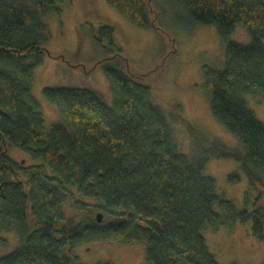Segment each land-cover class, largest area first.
<instances>
[{
  "label": "trees",
  "instance_id": "1",
  "mask_svg": "<svg viewBox=\"0 0 264 264\" xmlns=\"http://www.w3.org/2000/svg\"><path fill=\"white\" fill-rule=\"evenodd\" d=\"M67 1L0 0V232L15 230L21 240L0 264H81L72 248L100 241L143 243L146 264H219L206 245V228L250 221L263 239L264 123L243 94L264 98V0H173L190 25H214L225 43L222 68L201 66L203 84L212 114L243 150L207 142L183 121L179 102L171 100L168 113L154 103L107 25L91 35L104 55L113 104L88 88L46 86L43 94L63 122L43 137L34 70L49 54L44 18ZM105 1L131 25L158 28L149 0ZM236 27L249 42L227 41ZM181 123L203 149L194 158L174 140L173 124ZM9 146L32 163L8 157ZM213 157L238 162L228 178L235 184L244 173L256 192L253 208H238L218 193L204 173ZM245 200H252L250 191Z\"/></svg>",
  "mask_w": 264,
  "mask_h": 264
},
{
  "label": "rangeland",
  "instance_id": "2",
  "mask_svg": "<svg viewBox=\"0 0 264 264\" xmlns=\"http://www.w3.org/2000/svg\"><path fill=\"white\" fill-rule=\"evenodd\" d=\"M149 1L151 17L158 28L131 25L105 0H70L58 5L60 13L52 11L45 16L52 34L46 43L49 54L35 68L32 83V94L44 118L43 137H47L51 125L63 122L57 106L43 94L46 86L88 88L96 91L109 106L113 104V92L103 69L104 55L95 47L91 35L96 34L100 26L107 25L114 29L115 44L128 57L130 71L138 74V80L150 87L154 103L168 113L169 102H179L183 108V121L190 123L207 142L217 140L230 149L243 150L236 137L212 114L203 84V64L217 68L223 66L225 43L216 27L190 25L173 0ZM229 40L247 43L250 37L243 27H236L227 35ZM243 96L264 123V98L251 93ZM173 133L178 149L187 158L201 154L203 149L197 148L191 140L184 123L173 124ZM7 155L23 166L32 163L14 146L8 147ZM237 168L235 159L213 157L206 163L204 173L215 179L219 194L231 199L238 208L251 209L256 192L250 190L244 173L241 172L239 182L232 184L229 181L228 174ZM248 191L250 202L245 200ZM1 202L0 199V205ZM261 205H264V197ZM203 236L219 264H264V238L258 239L252 233L250 221H238L231 228L209 227L203 231ZM20 243L15 230H2L0 257ZM71 253L78 256L81 264L108 261L113 264H146L143 243L89 242L74 246Z\"/></svg>",
  "mask_w": 264,
  "mask_h": 264
},
{
  "label": "water",
  "instance_id": "3",
  "mask_svg": "<svg viewBox=\"0 0 264 264\" xmlns=\"http://www.w3.org/2000/svg\"><path fill=\"white\" fill-rule=\"evenodd\" d=\"M102 213L101 212H98L97 214H96V218H97V220H98V222H100L101 220H102Z\"/></svg>",
  "mask_w": 264,
  "mask_h": 264
}]
</instances>
